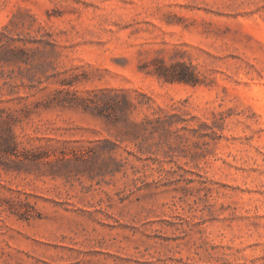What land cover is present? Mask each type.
<instances>
[{
	"label": "rangeland",
	"instance_id": "1",
	"mask_svg": "<svg viewBox=\"0 0 264 264\" xmlns=\"http://www.w3.org/2000/svg\"><path fill=\"white\" fill-rule=\"evenodd\" d=\"M8 135L0 264H264V0H0Z\"/></svg>",
	"mask_w": 264,
	"mask_h": 264
},
{
	"label": "trees",
	"instance_id": "2",
	"mask_svg": "<svg viewBox=\"0 0 264 264\" xmlns=\"http://www.w3.org/2000/svg\"><path fill=\"white\" fill-rule=\"evenodd\" d=\"M181 67H184L182 65L183 63H178ZM157 75L160 77H163L165 81H186L189 82V73L188 71H181L180 73L175 74H168L165 71V68L163 67L162 69H157ZM170 116L167 117L166 119L162 120L160 117L155 118V120L149 119L147 116L140 121V122H132L129 124L130 129H125L121 133L126 136V139L130 141H135L138 138H144V134L146 132L153 133L155 131H158V129H161L163 131H166L167 129L165 128V124H170ZM105 143L107 144H112L110 141H106ZM15 142L12 140V137L8 135L7 137H0V151H3L6 154H13L15 156H18L16 148H15ZM26 157V156H25ZM110 159H113L111 155H109Z\"/></svg>",
	"mask_w": 264,
	"mask_h": 264
}]
</instances>
